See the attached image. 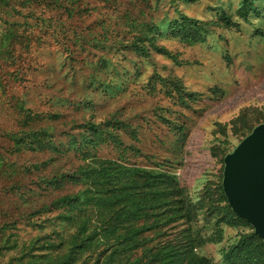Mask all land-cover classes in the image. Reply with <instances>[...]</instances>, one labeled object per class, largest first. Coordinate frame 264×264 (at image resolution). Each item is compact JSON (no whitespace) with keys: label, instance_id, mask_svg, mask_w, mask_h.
<instances>
[{"label":"rangeland","instance_id":"374dc122","mask_svg":"<svg viewBox=\"0 0 264 264\" xmlns=\"http://www.w3.org/2000/svg\"><path fill=\"white\" fill-rule=\"evenodd\" d=\"M47 1L0 3V40L10 24L17 35L30 40L26 47L25 41L11 43L7 56L0 53L2 150L11 145L6 133L21 128L18 104L41 115L56 111L60 114L57 121L37 123L51 124L55 131L75 132L70 129L72 122L114 118L119 122L114 132L129 149L121 151L109 143L98 147V156H121L127 163L147 167L165 163L193 201L201 197L206 184L213 188L223 157L211 151L222 147L231 151L239 141V135L230 131L229 120L241 111L250 118L257 110L264 112V0H250L252 10L245 19L236 13L241 0H76L75 6L87 11L72 17L45 6ZM219 9L229 15L232 25L218 21ZM179 13L212 23L203 42L188 45L168 35V24ZM153 25L159 32L154 42L174 59L150 49V55L143 57L132 49V40ZM4 48L1 44L0 52ZM159 78L179 80L194 98L181 104L169 82ZM60 138L65 140V136ZM131 147L139 148V155ZM45 157L29 151L5 154L16 167ZM67 157L70 161L61 157L54 166L63 169L76 164L72 155ZM48 170L50 166L44 171ZM22 177L20 173L19 179ZM4 180L0 179V185L7 184ZM18 196L0 195V223L17 221L29 212ZM49 196L34 201L47 202ZM207 217L201 211L192 223L204 236L213 231ZM15 226L19 240L38 232L25 223ZM221 228L219 242H206L197 250L213 263H220L223 250L239 232L248 230L242 226ZM7 258L8 254L2 260Z\"/></svg>","mask_w":264,"mask_h":264},{"label":"trees","instance_id":"16d2710c","mask_svg":"<svg viewBox=\"0 0 264 264\" xmlns=\"http://www.w3.org/2000/svg\"><path fill=\"white\" fill-rule=\"evenodd\" d=\"M75 1L43 3L72 17L87 11L75 6ZM0 3L6 4V0ZM251 10V1L241 0L236 13L245 19ZM26 15L32 16L29 12ZM217 19L225 26L232 25L229 15L221 9ZM211 24L179 13L169 22L168 35L188 45L201 43ZM13 28L12 24L6 27L0 40V46L5 45L4 52H0L2 55H8L7 47L11 43L25 41L23 46L26 47L30 41L27 36L17 35ZM157 29L155 25L147 27V33L132 40V49L143 57L150 55V49L174 59L163 45L154 42L156 33L159 34ZM159 79L169 82L181 104L194 98L179 80ZM17 108L23 116L21 128L6 133L11 141L8 148L2 150L0 144V179L7 182L0 185V195L17 193L29 212L20 215L17 221L0 223V264H264V243L227 205L220 185L222 165L215 186L206 184L201 197L193 201L177 174L165 163L154 162L152 167H147L127 163L121 156L107 158L96 154L98 147L109 143L121 151L129 149L114 132L115 123H119L116 119L72 122L70 129L75 132L55 131L51 124L37 123L57 121L60 114L56 111L41 115L21 104ZM257 111L251 118L241 111L229 120L230 131L238 134L239 140L264 121V112ZM32 123L36 124L35 128L31 127ZM61 136H65L64 141ZM21 151L43 153L46 157L17 167L5 159V154ZM131 151L135 156L140 153L136 147H131ZM211 152L213 155L219 152L223 157L229 151L222 147ZM68 155H72L75 165L63 169L61 165L54 166L61 157L70 161ZM48 166L50 170L44 171ZM24 177H28L27 183ZM46 194L50 195L47 202L34 201ZM201 211L213 223L209 236L201 235L192 226ZM16 222L25 223L38 232L19 240ZM48 225H52L51 229L43 231ZM221 225L248 227V230L239 232L223 250L220 263H213L197 250L206 242L220 241ZM7 254V260L3 261Z\"/></svg>","mask_w":264,"mask_h":264},{"label":"water","instance_id":"95a60500","mask_svg":"<svg viewBox=\"0 0 264 264\" xmlns=\"http://www.w3.org/2000/svg\"><path fill=\"white\" fill-rule=\"evenodd\" d=\"M220 185L231 212L264 243V121L223 156Z\"/></svg>","mask_w":264,"mask_h":264}]
</instances>
